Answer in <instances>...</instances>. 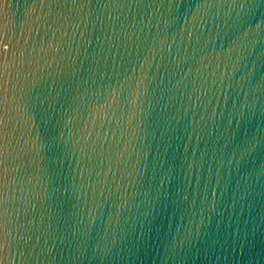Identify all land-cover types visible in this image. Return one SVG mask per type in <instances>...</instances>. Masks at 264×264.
I'll return each mask as SVG.
<instances>
[{
	"label": "water",
	"instance_id": "95a60500",
	"mask_svg": "<svg viewBox=\"0 0 264 264\" xmlns=\"http://www.w3.org/2000/svg\"><path fill=\"white\" fill-rule=\"evenodd\" d=\"M0 264H264V0H0Z\"/></svg>",
	"mask_w": 264,
	"mask_h": 264
},
{
	"label": "snow or ice",
	"instance_id": "6c2138e0",
	"mask_svg": "<svg viewBox=\"0 0 264 264\" xmlns=\"http://www.w3.org/2000/svg\"><path fill=\"white\" fill-rule=\"evenodd\" d=\"M252 2L254 3V0H252Z\"/></svg>",
	"mask_w": 264,
	"mask_h": 264
}]
</instances>
